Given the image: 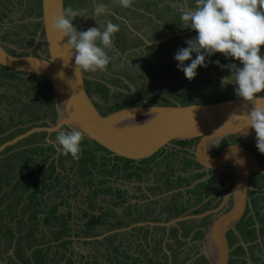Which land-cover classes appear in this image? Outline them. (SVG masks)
Masks as SVG:
<instances>
[{"label": "rangeland", "instance_id": "rangeland-1", "mask_svg": "<svg viewBox=\"0 0 264 264\" xmlns=\"http://www.w3.org/2000/svg\"><path fill=\"white\" fill-rule=\"evenodd\" d=\"M38 1L39 0H37V3L39 4ZM24 2L27 3L26 8H24ZM95 2L97 3L96 0L94 2L93 0H65V10L69 6H71L73 9H83L84 14L90 17V18L87 17L88 20L86 21H84V18H83L84 16H78L74 18L72 23L76 26L77 30L83 31L85 30L83 27L88 26L87 28H89L95 25L94 23H89L90 20H93L91 16L94 11ZM9 3L16 5L14 8V11L9 16L11 15L17 16L18 21L10 22L9 20V24H4V19H2L1 22L3 26L2 28L3 34L5 33L7 34V36H12L18 41V43H20L21 45L23 44L24 47L22 46V48L24 49V51H33V49L31 48L32 45H36L38 49H40L39 48L40 45L41 46L43 45L42 41H40L42 37H40L39 35L40 25L39 24H37L36 26L35 24L30 25V21L33 22L34 20H30L29 18L25 19V17L29 14V7L30 5L33 4V0H10V1L0 0V8L2 7V5H5V4L8 5ZM1 13L3 14V12ZM19 15L21 16L19 17ZM17 18L15 20H17ZM112 23L118 24L120 26V30L115 35L118 34V36L121 37V39L125 38L127 40H128V37H130L129 38L130 45L132 44L136 45L138 40L141 39L140 38L141 36L129 35L130 31L129 30L127 31L126 29L124 30L123 22H121L119 19H116V18L113 19ZM37 27H38V33L36 32ZM192 34H196V33H192ZM0 35H1L0 39L5 40L4 37L6 36L5 35L2 36V33ZM155 35H157L156 31L153 34H151L150 37L156 38L159 36V35L158 36H155ZM24 38L26 40L28 39L30 42L29 43L23 42ZM175 39H176L175 40L176 42L182 45L180 36H176ZM164 43L165 42H161L159 44H156V46H152L149 49L152 50L153 52L155 50L161 51L163 47H165ZM141 45L142 44L139 43L135 47H138ZM36 46L34 48H36ZM143 46H147V45L143 43ZM181 47H185V46H181ZM14 48L21 49L17 45ZM149 49L146 48V50H149ZM176 49H179L177 45H176ZM261 49H264V47L261 46ZM7 50L13 54L17 53L15 50H12V49L7 48ZM135 56L139 57L137 54H135ZM192 58L193 59L195 58V53L192 54ZM207 59L210 61L218 60L220 61V65L210 62L208 63L207 67L198 66L197 75L192 80H188L187 78H185L184 73L179 69L177 70V72H173L176 68L172 69L173 71L170 70L169 74L162 73V71H159L161 73L158 74L156 71V74L152 78L151 76H145L144 72L140 68L130 69L127 67L126 70H121V68H119L117 69V73H122L124 74L126 78L131 79L132 84L130 86L126 85L125 82L124 84H121L120 82L114 79L113 80L114 85L113 84L109 85L107 83L108 88L104 86L106 88L105 92H103L105 88H102L101 85H99V87L102 93L100 92V90H98V88H96L97 86L90 85L89 93H90V96L95 101V103L97 104L98 108L102 111V113H107L111 110H115L117 108L128 106V105L140 104L141 100H145V101H148L151 103H157V104H166V103L186 104V103L200 102V101H212V100H216L219 98L223 99L227 97L236 96L234 93V88L236 87L235 84L229 83L223 87L221 86V78L230 75L228 68L221 67V65H228L230 64L229 61L233 59L225 58V56L221 53H215L214 55H212L211 57H208ZM112 60H115V58H113ZM147 61H148L147 58H143V59L140 58L136 62L138 65L134 63L135 64L134 67H138L140 65L143 66V63L147 65ZM173 61L172 62L176 63V66H177V61L176 60H173ZM230 62L231 64L235 63L238 67L241 66L239 64V61L233 60ZM184 63L185 65H187L188 63H190V60L185 61ZM165 68L167 70L169 69L168 66H166ZM84 73L86 77H89V78L92 77V75H90L91 72H84ZM0 74L2 75V79H0V82H3V84L0 85V138H2L0 139V143L3 142L4 140H7L13 137L14 135L20 132L27 130L28 128L32 126H45L46 125L45 121H49L51 123L54 121L55 111L53 109L52 102H51L50 87H46V85L41 81V79H38V81L36 82L32 81L34 83L32 84L31 80L29 78L27 79L28 76L25 74L23 75L15 74L14 75L11 73V74L6 75L2 71H0ZM138 77H140L139 79L143 78V80L146 82L145 88L142 85H140L139 82L137 81ZM148 79H150L149 83L147 82ZM86 80L88 82L91 81L88 78ZM153 81L155 82V84L152 83ZM118 85H120L121 87H119ZM157 88H160V90H157ZM152 92L154 93V95H151ZM155 94H158V95H155ZM168 98L170 101L167 102L165 99H168ZM21 123L23 124L20 126L21 130L19 131L18 125H20ZM57 133L58 132L51 133L49 135V140H48L46 138L48 137L46 132L44 131L33 132L26 138L19 141L18 142L19 144L15 143L16 145L13 144V145L7 146L0 152L1 153L0 154L1 155V158H0V224L6 221L5 217L8 215L9 216L8 218L10 219L9 224L11 225L13 233L16 237L22 236V234L25 231H27L29 227L31 226L30 221L26 219L27 216H29V214H32L31 212L35 210H39L40 214H42L41 210L43 211L42 208H43L44 203L49 204V200L51 201L52 198L55 199L58 196L62 195L61 193H59V191L66 194L67 197L65 198H68L69 196H73V198H76V199L79 198L82 201H86L87 203L89 202L87 201L86 197H90L93 204L99 202V205L98 204L97 205L99 206L100 210H103L104 205L109 204L108 198L110 195H111V201H110L111 205L118 204L121 200H125L124 198H122V196L124 195V191L120 188H117L115 184H111L109 180L112 177H119V173H121V171L123 174L125 173L124 168H119L121 165L119 159L116 160L113 157H107L105 156L106 155L105 153H104L105 155L103 154V156L106 159L102 156H98L95 149L93 150L90 149L92 147L90 146L91 144H89L88 142H86V140L83 139L81 142V148H82L81 158L79 160H73L70 154L68 156L63 155L59 147L57 146V144L54 147V145L50 142V140L52 139L55 140ZM86 144L89 145L87 146L89 150L85 148ZM26 145L29 146L30 148L28 147L29 149L27 150V154L23 155L21 150ZM50 151H52V153H54L55 151L56 152L58 151L59 153L57 154L56 158L54 157L52 158L51 162L48 164L47 167L43 166L45 172L41 174V176H39L41 172L40 166L39 165L38 167L34 166V163L39 162L40 164L42 163V165H45L49 160V155L45 156L44 153L49 154ZM85 151H86L85 154L88 155L89 157L87 158V161L86 159L85 161L84 159L82 160ZM170 158H172L171 161L166 160L170 162L166 164L167 167H169L168 165H170L173 162L176 165H181V164L188 165V163H190V161L188 160L179 161L176 156H170L167 159H170ZM66 161H67V164H69L70 166V167L68 166L69 168L73 166L76 169L75 172L73 171H69V173L67 172V167L65 165ZM89 162L93 163L92 168H95L94 173L96 177L94 176L92 169H89L86 171V168L88 167ZM161 167L163 166H159L156 169H153V167L149 168V172L148 171H147L148 173H146V171L143 172V176L145 178L150 177L151 181L154 179L156 180V178L160 179V175L161 173H163ZM27 168L33 170L32 177L30 180L31 185L28 190L29 191L36 190V193H37L36 196H37V201L39 205L38 206L35 205V207L31 205L30 212H28L29 210L26 212L24 211L22 212L18 210L21 203L18 205L15 203V201H17V195H19V191H21L20 187L16 186V182L18 180L17 176L20 174V171L22 170V173H24L25 172L24 170ZM140 176H141L140 174L132 173L129 179H131V177L139 178ZM44 178H49L50 183L53 187L47 190V193L42 194L41 196H38V184H37V187L36 186L33 187V184L34 182L36 181L38 182L40 179H44ZM191 178L192 177H190L189 179ZM85 179L87 181H84ZM215 179H216V176H214V178H210V181H214ZM71 180H74L73 183L71 182ZM181 181H185V180L181 179ZM166 188L167 187L163 189L164 194L162 195L165 197H167L168 194L171 193V190L169 191V189H166ZM41 192H42V189H41ZM205 195H207V192H205ZM23 196L25 195H22L21 197L18 196V199H20L18 200V202L21 201ZM48 196H51L50 199ZM200 197L201 196H198V199ZM217 199L214 200L213 204L218 202ZM93 204L90 205L91 208L89 207L87 209L94 213L96 211L94 208L97 205L93 207ZM4 205H6L5 212L7 215L2 212ZM79 205L84 207L83 203ZM8 206L10 208H8ZM135 206H136L135 203L128 201V205L123 208L124 210H127L128 215H132L133 210L136 208ZM8 209L10 210V212L8 211ZM76 210L80 212L78 209ZM18 211H20L19 214H18ZM77 214H80V213H77ZM143 214H144L143 216H146L145 215L146 211H144ZM55 216L56 218H58L57 215H49L48 223L44 225V227L39 228L40 231H42L43 233V238L41 242L39 241L41 237L40 235L42 234L39 233L38 230L33 231V233L35 232V236L37 239L35 238L34 240H32V243L36 242L37 246H41V244L44 245L45 231L43 229L45 228L47 229V227H48V231L46 232L49 234V236L53 237V242L56 243L58 240L61 239V237H59L58 235L59 233H56V230L60 224L59 221L50 220V219H53ZM79 218L80 220L78 219V216L76 217V219L81 222L87 219V217H83V216H80ZM105 218L106 217L100 218L99 222H103L102 224L101 223L100 224L107 226V224H109L107 222H110V221L105 220ZM139 218H143V217L139 216ZM130 220H133V219L130 218ZM135 220L139 221V219H135ZM122 221L123 220H121V222ZM5 223L8 224V221ZM1 225H0V231H3V228L5 226H1ZM120 225L124 226V223H121ZM137 228L142 229L143 227L138 226ZM124 230L122 231L124 233L122 232H118L121 234L117 233L118 242H121L120 244L123 243V240L126 239V233L128 237L131 236L130 241L133 242V239H132L133 233L130 234ZM201 236H202L201 231H199L198 234H192V233H189V231L184 232L182 239L179 240L180 242L172 238L166 241L167 251L169 253V249L172 248L174 245L173 253L176 254L177 260L180 261L179 264H205L202 256L197 255L201 248V244H200ZM1 237L2 236H0V248L1 249L7 248L6 250L7 253L12 252L14 248V246H12L13 241H10V243H8L3 237L2 238ZM145 237L147 238V236ZM145 237L143 236L142 238H145ZM4 241L6 245H3L2 242ZM130 241L126 239L125 243L127 244ZM114 242H116V240H114ZM231 242H235V240H232ZM110 244H112V241H110ZM89 245L91 246L92 243ZM97 247H99V245L98 246L95 245L93 248H97ZM111 247L114 253L115 251H117V254L124 256L123 251L119 250V247H117L116 245L111 246ZM60 251H62V249H60ZM156 253L155 255H150V256L147 255L148 257L143 256V258H141L143 260L140 261L141 263H138V262L136 263L137 264L162 263L163 261L161 262L158 252ZM55 254H57V250L55 251ZM240 255L241 254L239 253L237 248L236 249L232 248L231 257H230L231 260H230V263L228 264H240L241 261L239 260V257H238ZM52 256L54 257L53 260L56 261L57 255H52ZM197 256L199 257L198 259H196ZM165 262L166 261L164 260L163 264H165ZM59 263L57 262V264Z\"/></svg>", "mask_w": 264, "mask_h": 264}, {"label": "water", "instance_id": "water-1", "mask_svg": "<svg viewBox=\"0 0 264 264\" xmlns=\"http://www.w3.org/2000/svg\"><path fill=\"white\" fill-rule=\"evenodd\" d=\"M38 2L39 15L35 19L40 25L44 51L31 47L33 51L13 54L0 41V66L45 80L50 87L55 119L52 123L45 121V126H32L4 140L0 143V152L33 132L44 131L49 136L54 132L75 129L110 157L146 163L174 148L176 142L194 140L192 154L196 163L215 172H231V185L224 197L230 196V206L213 216L200 238L201 248L197 254L207 264H227L232 247L226 233L232 230L238 237L234 226L244 210L247 173H264V166L237 143L222 146L214 156L211 153L220 140L231 136L239 142L256 146L255 131L244 127V121L236 116L249 111L252 103L238 96L186 104H157L142 100L141 104L101 113L86 90L85 73L76 74L74 50L66 46L68 37L61 38L60 33L48 29L54 15L65 13L64 0ZM191 30L170 32L151 41L144 36L142 38L146 45H154ZM258 95H264V92ZM219 205L212 211H216ZM185 218L187 216L180 215L161 224L169 225Z\"/></svg>", "mask_w": 264, "mask_h": 264}, {"label": "crops", "instance_id": "crops-1", "mask_svg": "<svg viewBox=\"0 0 264 264\" xmlns=\"http://www.w3.org/2000/svg\"><path fill=\"white\" fill-rule=\"evenodd\" d=\"M8 1H10V0H8ZM94 1L95 0H93V2ZM96 1H97V3L95 2V6L97 4H101V3L107 5L108 6V13L105 15H101V16L97 17L96 18L97 21L94 18H93V20H90L89 23L95 24L93 27H97L98 25L102 27L106 20H111V22H113V19H115V18L119 19L121 22H123L124 30L126 29L127 31L128 30L130 31L129 35L141 36L140 38L142 40L141 39H139V40L141 41L142 45L135 47L137 45L132 44L129 47H125L127 39H125V38L121 39V37H119L118 34L115 35L114 40H113L114 47L111 50H107L108 55L110 57L115 58V60H111V62L107 66L106 71H97L94 73L91 72L90 75H92V77H90V78L86 77V79L88 78L91 81H94L97 84L99 83V84L104 85L106 87H107V83L109 85L110 84L114 85V82H113L114 79L117 80L118 82H120L121 84H124V82H125L126 85L130 86L132 84L131 79L126 78L124 76V74H122V73H117V69L121 68V70H126L127 67L130 69L141 68L142 71L144 72V75L145 76H151V78L156 74V71L158 74L161 73L159 71H162V73H168L169 74L170 70L173 71L172 69L176 68L173 72H177L178 68L176 66V63H173L174 62L173 60H175L174 56L178 50V49H176V45L179 48H181V45L175 41L176 40L175 37L180 36L182 43H184L185 40L191 39L196 35V34H192L193 32H195V30H191L190 32H186L184 35H173V36L166 38L165 40L161 41V42H165L164 43L165 47H163V49L161 51H154V52L153 51L145 52V48H151L152 46H154L156 44L143 46L144 41H143L142 37L144 36L147 40L151 41V40L160 39V37H163L165 34L170 33V32H175V31L184 32V30L187 28L185 27L186 25L180 19L181 10L182 9L183 10L194 9L195 8V0H133V4L129 8H123L122 6H120L116 2V0H96ZM15 6L16 5L9 3L8 5H6V4L2 5V7L0 8V30H1L0 34L2 33V36H4V35L6 36V37H4L5 40L0 39V41L2 43H4L8 49H12V50H15L17 53H20L21 51H24V49L22 48L23 44L21 45L20 43H18V41L14 37L7 36V34H5V33L3 34V30H2L3 26H2V22H1L2 19H4V24H9V20H10V22L18 21L17 16H15V15L9 16L14 11ZM26 6H27V3L24 2V8H26ZM95 6H94V8H95ZM92 7H91V9H92ZM8 11H10V12H8ZM1 12H3V14ZM38 15H39V4L37 3V0H33V4L30 5V7H29V14L25 17V19L29 18L30 20H34L33 22L30 21V25L35 24V26H36L38 21L35 18ZM20 16L21 15H19V17ZM16 18H17V20H15ZM83 18H84V21L88 20L86 17H83ZM163 25H164V28H163ZM87 27H83V28L86 30ZM126 27H128V28H126ZM153 29H155V30H153ZM26 30H28V29H26ZM155 31H156V33H158V35L160 34V36L156 37V38L150 37L151 34ZM36 32L38 33V27H37ZM39 35H40V37H42L40 26H39ZM171 39H173V40H171ZM40 41H42V38L40 39ZM23 42H26L25 38L23 39ZM161 42H159V43H161ZM159 43H157V44H159ZM42 44H43V41H42ZM14 45L19 46V48H21V49L14 48L15 47ZM35 46L36 45H32L33 48ZM39 48L40 49H38V47L36 46V48H34V49L41 52L43 45L42 46L40 45ZM135 54H137L139 57H136ZM260 54L262 56H264V49H261ZM140 58H142V59L147 58L148 59L147 65H149V66H147L143 63V66L140 65L138 67H134L135 66L134 63H136L137 60H139ZM230 61H233V60H230ZM230 61H229V63L231 64ZM136 65H138V64L136 63ZM166 66L169 67L168 70L165 68ZM172 66H174V67H172ZM149 81H150V79L147 80L148 83H149ZM152 83L155 84L154 81ZM145 84H146V82H145ZM118 86L121 87L120 85H118ZM89 90H90V86H89ZM157 90H160V88H157ZM46 138L49 139V136ZM37 142H35V143H37ZM50 142L54 145V147L56 146L55 140L52 139V140H50ZM25 147H27V146H25ZM58 151L57 152L55 151L54 153H52V151H50L49 154L44 153L45 156L49 155V160L45 165L41 166V168H40L41 172H40L39 176H41V174H43L45 172L43 166L47 167L48 164L51 162L52 158L53 157L56 158L57 154L59 153ZM96 153L98 154V156L103 155V153H101L98 150L96 151ZM0 158H1V156H0ZM171 164H172V166H174V165L176 166L175 163H171ZM65 165L67 167L68 173H69V171H73V172L76 171V169L73 166L71 168H69L70 166H69V164H67V161H66ZM136 166H137V164L133 165L131 168H126L127 172L129 171L128 173H130L132 171H135L134 168ZM89 169H92L93 174L95 176V173H94L95 168L91 167ZM138 174L141 175L139 178L131 177V179H129V178L125 179V175H123V173L121 171V173H119V177H112L109 179L111 184H115L117 188H120L124 191V195L122 196V198H124L125 200H121V203H123L125 205H123L121 203L111 205V203H110L111 195H110L108 198L109 204L104 205V206H105V208H110L111 209L110 211H112L111 213L115 217L108 218L107 220H109L111 222L113 220H122L121 219L122 215H125L124 211H127V210H124L123 207L128 205V201L135 202L136 199H138L135 195H138L140 190L142 191V189H144L142 187V185H143V181H145V179H146L143 176L142 171H140V173H138ZM73 181L74 180H71L72 183H73ZM37 184H38L39 191H41V189L43 191V193H41V195L47 193V190H49V189H51V187H53L50 183L49 178L40 179L37 182ZM33 187H34V185H33ZM59 193H61L62 195L58 196L55 199L52 198L51 201L49 200V204L44 203L43 208H42L43 211L41 210L42 214H40L39 211L37 212L36 217L38 218V223H39V224H37V230L39 231V233L43 234L39 228L44 227V225H46L48 222L46 224H42L41 223L42 219L45 216H49V215L53 214V215L58 216V218H56V216L54 218H56L55 220L59 221V223H62V221H64L65 218L69 219L68 234L62 236L61 239L55 243V242H53V237L49 236V234L46 232V231H48V227H47V229L46 228L43 229L45 231V235H44L45 243H44V245L41 244V246H37L36 242H35L29 246L30 248L28 247V245L24 247V251L30 259H32V257H31L32 251L38 247V248L42 249V252H43V255H44L46 262H52V263L55 261V260H53L54 257L52 255H57L56 261L58 263L60 262L59 264H137L136 262L141 263L140 261L143 260L141 258H143V256L146 255L147 249H148V248H146V250H144L143 246L145 247V245H143L144 243L141 240L142 238L139 241L134 240V242H132V243H135V244L132 247L127 246L128 243L126 244L125 241L122 239L123 243L120 246V249H123L124 253H125L124 255L130 256L129 258L121 256L120 254H117V251H115V253H114L112 251L111 246H115V245L117 246L118 245V240H117L118 236L117 235L121 234L118 232H122L124 229L121 230L120 229V228H122L121 226L118 227L115 225H111V223L109 222V224H107V226L106 225L105 226L100 225L99 227L91 228L89 230L90 234H88V235H84L82 232L80 233L79 230L81 228V225H80V222L76 219V217L78 216L77 213H79V212L76 209L81 210V208H87L88 203L86 201H82L79 198L78 199L73 198V196H69L68 198H65V197H67L65 193H63L61 191H59ZM25 194H23V195H25ZM51 196H48L49 199ZM47 200H48V198H47ZM23 203H24V201L20 205H22ZM81 203L84 204V207L79 205ZM97 204L99 205V202L95 203V205H97ZM44 208H45V210H44ZM52 209L54 210L53 213H51ZM94 209L96 211L95 210H93V211H95V213H96L98 211L97 210L98 208L95 207ZM18 210L22 211L20 206H19ZM20 211H18V214ZM123 220H125V221L128 220V222H129L130 218L128 216H125V219H123ZM60 227L61 226L59 224V227L57 228L56 232L60 230ZM76 232H78V234H76ZM122 233H124V232H122ZM148 236H149V234H148ZM126 237H127L126 239H128L129 241L131 240V237L130 236L128 237L127 233H126ZM155 237H157V235H155ZM15 238H16V236H15ZM67 240H70V241L66 245L64 243L62 245V242L63 241L65 242ZM114 240H116V242H114ZM41 241L42 240H40L39 242H41ZM110 241H112V244H110ZM91 243H92V245L90 246L89 244H91ZM138 243H139V245L142 244L143 246L142 247L140 246V247L134 249L136 244H138ZM95 245L96 246L99 245V247L93 248ZM12 246H14V244H12ZM102 248H104V249H102ZM60 249H62V251H64L62 258H60V256H59V254L62 252V251H60ZM56 250H57V254H55ZM2 252H4V253H2ZM8 253L6 251H4V249L0 248V264H23L22 261L20 260V258L16 257L14 250H12V252H8ZM49 258H50V260H49ZM145 258H147V257H145ZM30 264H33L32 260L30 261ZM205 264H206V261H205Z\"/></svg>", "mask_w": 264, "mask_h": 264}, {"label": "clouds", "instance_id": "clouds-1", "mask_svg": "<svg viewBox=\"0 0 264 264\" xmlns=\"http://www.w3.org/2000/svg\"><path fill=\"white\" fill-rule=\"evenodd\" d=\"M123 8H129L133 0H116ZM108 13V6L97 4L92 18ZM78 16L89 17L83 9L69 6L64 14L54 15L48 29L68 37L66 46L74 55L76 74L79 72L106 71L113 59L107 50L114 47V36L120 30L118 24L106 20L104 25L89 27L79 31L72 23ZM181 21L186 28L195 30L196 35L184 41L187 47H181L175 53L177 68L185 78L192 80L197 68L207 67L208 63L220 65V61L207 58L221 53L225 58L239 61L221 65L228 68L230 75L221 78V86L229 83L236 85L234 93L244 101L252 103L246 113L236 115L244 121V127H250L256 134V148L264 154V0H195V8L181 10ZM195 53V58L192 54ZM72 55V56H73ZM185 65V61H189ZM84 134L78 130L58 131L55 140L61 153L79 160L82 155L81 142Z\"/></svg>", "mask_w": 264, "mask_h": 264}, {"label": "flooded vegetation", "instance_id": "flooded-vegetation-1", "mask_svg": "<svg viewBox=\"0 0 264 264\" xmlns=\"http://www.w3.org/2000/svg\"><path fill=\"white\" fill-rule=\"evenodd\" d=\"M139 78L140 77L137 78V81L145 88V81L143 78ZM31 83L34 84L32 81ZM85 87L90 95L89 85L86 83V80ZM151 95H154V93L152 92ZM95 105L97 106L96 103ZM98 110L102 113L99 108ZM22 124L23 123L18 125L19 128ZM231 143L240 144L253 155L259 165L264 166V154H261L256 146L239 142L232 136L220 140L211 155L214 156L222 146ZM193 146L194 140L190 142L179 141L175 143L174 148L161 154L158 158L150 162L133 163L137 164L134 170L138 173H140V170L146 165L150 168L153 167V169L163 166L161 167L163 173H161L160 179L156 178V180L154 179L151 181L150 177H147L145 181H143L142 187L144 189H142V191L140 190L138 195H135L138 199L133 202L136 204V208L133 210L132 215H127L129 218L133 219L127 222V226H130V229L129 227L126 228V224L122 227L126 228V232L130 234L133 233V242L134 240L139 241L143 236H147V238L141 239L145 247L142 244H136L134 249L140 246H143L144 250L148 248L145 256L155 255V253L158 252L161 262L165 260V264L180 263V261L177 260L176 254L173 253L174 245L169 249L168 253L166 246L167 240L172 238L180 242L179 240L182 239L183 233L188 231L192 234H198V232L201 231L203 234L213 216L222 210H226L231 203L230 196L224 198L231 185V172L228 170L215 172L213 169L204 168L196 163L192 154ZM165 156L166 158L176 156L179 161L188 160L190 163H188V165H174L173 167L172 164H170L168 165L169 167H167L166 164L170 163L168 161H171L172 158L166 159ZM226 168L231 169L232 167L226 166ZM147 171L149 172V170ZM147 171L146 173H148ZM214 176H216V179L210 181V178H214ZM190 177L192 178L189 179ZM166 178L169 179L168 182ZM181 179L186 180L181 181ZM247 185L244 210L234 226L238 233V237L232 230H228L226 234L229 245L234 249L237 248L242 255V257L241 255L238 256L241 261L240 264H264V173L249 171L247 173ZM165 187H167L166 189H169V191L171 190V193H169L167 197L162 196ZM205 192H207V195H205ZM198 196L201 197L198 199ZM216 199L218 202L213 204ZM218 205L219 208L216 211H212V209L216 208ZM144 211H146V216H143ZM204 212L206 213L200 217H195ZM180 215L187 216V218L175 221V223H170L169 225L161 224V222H168L170 219ZM139 216L143 218H139ZM121 219H125V215H122ZM135 219H139V221ZM138 226H142L143 228H137ZM155 235L161 237L159 242L152 241ZM232 240H235V242H231ZM134 244L135 243L130 241L127 246L130 245V247H132ZM232 248L229 252L227 264L230 263L231 260ZM198 258L199 257L196 259ZM203 260L205 263L204 258ZM163 262L159 264H163Z\"/></svg>", "mask_w": 264, "mask_h": 264}, {"label": "trees", "instance_id": "trees-1", "mask_svg": "<svg viewBox=\"0 0 264 264\" xmlns=\"http://www.w3.org/2000/svg\"><path fill=\"white\" fill-rule=\"evenodd\" d=\"M37 24H39L38 22H37ZM153 28V27H152ZM151 28V29H152ZM164 28V27H163ZM153 30H155V29H153ZM163 32V31H162ZM161 32V33H162ZM154 33V32H153ZM152 33V34H153ZM193 33H196V32H193ZM155 36H158V33H157V35H155ZM159 36H160V34H159ZM158 36V37H159ZM129 38L130 37H128V40H127V42H126V44H125V47H129L130 46V41H129ZM30 41L29 40H26V43H29ZM142 44L141 43V41L140 40H138V42H137V44ZM136 44V45H137ZM154 46H156V45H154ZM181 46H186L185 45V43H182V45ZM149 49V48H148ZM44 50H43V48H42V52H43ZM150 51H152V50H146V48H145V52H150ZM155 51H157V50H155ZM0 71H2V72H4V74H20V75H23V74H25V73H22V72H16V71H10V70H7V69H5L4 67H1L0 66ZM25 75H27V74H25ZM28 77H27V79L29 78L31 81H34V82H36V81H38V79H40V76H37V75H27ZM32 77H34V78H32ZM0 79H2V75L0 74ZM45 85H46V87H49L48 85V83L45 81V80H41ZM86 83L90 86V85H95V86H97L96 88H98V90H100V92L102 93V91H101V89H100V87H99V85H101V84H97L96 82H94V81H87L86 80ZM3 84V82H0V85H2ZM101 87L102 88H105L104 87V85H101ZM106 91V88H105V90L103 91V92H105ZM219 99H221V98H219ZM219 99H216V100H219ZM167 102L168 101H170V100H168V99H165ZM166 104H168V103H166ZM16 124V123H15ZM18 130L20 131L21 129L20 128H18ZM0 139H2V138H0ZM84 140H86V142H88L89 144H91L90 146H92L90 149H95L96 151L98 150V151H101L105 156H107V157H110L108 154H107V152H105L102 148H100L99 146H97L96 144H94L93 142H89L87 139H84ZM191 140H189L188 142H190ZM16 144H19L18 142L16 143ZM15 144V145H16ZM27 146V145H26ZM87 146H89L88 144H86L85 145V148H87L88 149V147ZM29 146H27V147H25L24 146V148L21 150L22 151V153H23V155H26L27 154V150L30 148H28ZM33 147H35V146H33ZM95 147V148H94ZM89 150V149H88ZM86 153V151L84 152V155H83V158H82V160L84 159V161H85V159H86V161H87V158H89L88 157V155H86L85 154ZM102 157H104L103 155H102ZM105 158V157H104ZM113 158H115V157H113ZM106 159V158H105ZM116 160L118 159V158H115ZM120 160V159H119ZM29 161V160H28ZM122 161V162H121ZM35 162V161H34ZM89 165H88V167L86 168V170H89V168H91L92 167V162L90 163H88ZM120 167L119 168H124V174L123 175H125V179L126 178H129L130 177V175L132 174V173H134V174H138V173H136L137 171L135 170V171H132V172H130V173H128L127 172V170H126V168H131L133 165H135V164H133L132 162H129V161H126V160H120ZM38 165L40 166V168H41V166H42V163L40 164V163H38V162H35L34 163V166H37L38 167ZM147 166V165H146ZM144 167L143 169H141L140 171H142V172H145V171H147V170H149V166H147V167ZM139 168V167H138ZM27 170H29V171H27ZM25 172L24 173H22V170L20 171V174L17 176V178H18V180H17V182H16V186L17 187H20V189H21V191H19V195H17V201H15V203L18 205V204H20V203H22L23 201H24V203L22 204V205H20V207H21V210L22 211H24V212H26V211H28V212H30L31 211V205L32 206H34L35 207V205L36 206H38L39 205V203H38V201H37V193H36V190H31V191H29L28 189H29V187H30V185H31V182H30V180H31V177H32V171L33 170H31V169H25L24 170ZM86 179H88V178H86ZM84 180V181H87V180ZM179 179V178H178ZM168 180L169 179H167L166 178V181L168 182ZM182 180H186V179H182ZM34 186H36L37 187V181L36 182H34V184H33ZM26 193V194H25ZM41 193H43V191L41 192V191H39V189H38V196H40L41 195ZM23 194H25V196H23L24 197V199H23V197H22V199H21V201H19L18 202V200H20V199H18V196H22ZM140 196H141V194H140ZM86 199H87V201L89 202L88 203V207L87 208H89L90 207V205L91 204H93L92 203V201H91V199H90V197H86ZM119 203H121V201L119 202ZM122 204V203H121ZM5 206L6 205H4L3 206V213H5L6 214V212H5ZM93 207H95V204H93ZM98 209H99V206L97 205L96 206ZM8 208H10L9 206H8ZM87 208H81V210H79L80 212V214H78V219L80 220V216H83V217H87V219L85 220V221H79L80 222V225H81V228H80V230H79V232L81 233H83L84 235H88V234H90V229L91 228H96V227H99L103 222H99V220H100V218H103V217H106L107 219L108 218H111V217H115L114 215H112L110 212V208H105V206H103V210H98L96 213L94 212H92V211H89ZM91 208V207H90ZM8 211L10 212V210L8 209ZM39 210H35V211H33V212H31L32 214H29V216H27V218L26 219H28L29 221H30V223H31V226L29 227V229L27 230V231H25L23 234H22V236H18V237H16L15 238V235H14V233H13V230H12V228H11V225L9 224V221H10V219L8 218L9 216L7 215L6 217H5V222H7L8 221V224L7 223H1V224H3V225H1V226H5L4 228H3V231H0V236H2L8 243H10V241H13V244H14V248H13V250H14V253H15V255H16V257L17 258H20V260L22 261V263L23 264H30V261L32 260L33 261V264H57V262L56 261H54L53 263L52 262H46V260H45V258H44V255H43V252H42V249L41 248H35L33 251H32V259H30L26 254H25V251H24V247L25 246H27L28 245V247L32 244V240H34L35 238H36V236H35V232L33 233V231L34 230H37V224H38V218L36 217V214H37V212H38ZM53 209L51 210V213H53ZM8 212V213H9ZM36 213V214H35ZM128 212L127 211H124V214H125V216H127L128 214H127ZM51 215H53V214H51ZM49 216H45V217H43V219H42V224H46L48 221H49ZM105 218V220H107ZM54 219V220H53ZM53 219H50L51 221H56L55 219L56 218H53ZM82 220V219H81ZM68 222H69V219H67V218H65L64 219V221H62V223H60V230L59 231H57L56 233H59L58 235H59V237H62V236H64V235H67L68 234V231H69V226H68ZM128 222V220H123L122 222H121V220H116V221H110V223H111V225H115V226H122V225H120L121 223H124V225L126 224ZM101 223V224H100ZM107 223H109V222H107ZM15 230V229H14ZM34 234V235H33ZM76 234H78V232H76ZM41 237H40V240H42V238H43V234L42 235H40ZM1 237V238H2ZM127 238V237H126ZM37 239V238H36ZM159 239H161V237L160 236H157V237H155V236H153V238H152V241H155V242H159ZM70 240H67V241H63L62 242V245H63V243L66 245L68 242H69ZM125 241V240H124ZM3 243V245H6L5 244V241L4 242H2ZM121 242H118V245H117V247H119V250H121V251H123V254H125L124 253V250L123 249H120V246L122 245V244H120ZM120 244V245H119ZM7 250V248H4V251H6ZM64 251H62L60 254H59V256H60V258H62L63 257V253ZM156 252V251H155ZM145 256V255H144ZM124 257H130V256H128V255H124Z\"/></svg>", "mask_w": 264, "mask_h": 264}]
</instances>
